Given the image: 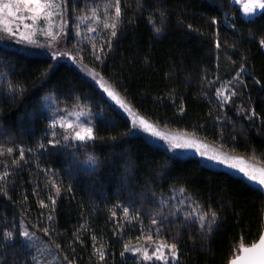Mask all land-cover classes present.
<instances>
[{
	"label": "trees",
	"instance_id": "trees-1",
	"mask_svg": "<svg viewBox=\"0 0 264 264\" xmlns=\"http://www.w3.org/2000/svg\"><path fill=\"white\" fill-rule=\"evenodd\" d=\"M115 2L65 0L70 21L97 13L91 38L72 52L146 119L264 165V10L244 18L232 0H120L112 37L103 23ZM224 82L231 92L221 104L216 92ZM43 95L94 111L96 139L64 141L50 127ZM0 149V176L7 172L0 264H34L22 225L62 264H162L123 257L125 244L141 239L174 244L178 259L168 264H229L241 237L251 241L264 229V191L132 135L127 119L68 61L1 43ZM212 212L209 232L199 217Z\"/></svg>",
	"mask_w": 264,
	"mask_h": 264
},
{
	"label": "rangeland",
	"instance_id": "rangeland-1",
	"mask_svg": "<svg viewBox=\"0 0 264 264\" xmlns=\"http://www.w3.org/2000/svg\"><path fill=\"white\" fill-rule=\"evenodd\" d=\"M7 2V0H0V4ZM233 3H235L240 10V14L244 18L248 17H253L260 13L262 9H256L252 13H246L244 5L246 3H249L250 0H232ZM57 12H62L63 13V21L60 19L59 15H54L51 19V28L52 31L55 33L59 30V26L66 22V28L65 32L60 33V38L59 41L55 43L54 47H48V39L42 35L38 29L42 28L45 31L48 30L49 28V22L45 21L43 19V16H41L39 19H37L35 22L30 19L29 17L32 15V13H27V12H19L16 13L15 16H8L6 13H0V43L5 46L17 48L29 53H36V54H44L48 56H52L53 51H57L58 53H62L57 59H63L68 61L73 65V67L81 74L82 77H84L86 80L91 82L102 94V96L113 106L115 107L129 122L130 124V118L127 116L126 113L123 112L122 109L119 108L118 105L115 104L114 101H112L106 93L103 92L102 89L99 88V86L96 84V82L92 79V77L89 75L90 72H95L98 73L96 70L88 66L80 57H77V55L72 52L71 48L75 51L76 50V42H85L91 38L93 32H89V28H93L94 21L91 18L92 16H83L80 15L76 18L73 16V20L70 21V18L67 15V9L65 5V0H63V6L62 9L56 10ZM20 17H23V19H20ZM25 25H28L29 27H25ZM5 27H10L13 29L14 32H16L15 36H10L7 32L4 31ZM33 32H35V36H33V39H36L39 43L38 44H29L26 41L20 40V34L23 33L25 35H30ZM69 34L73 36V40H70ZM74 43V44H73ZM70 44V45H68ZM100 77H102L99 74ZM103 78V77H102ZM104 79V78H103ZM104 81L109 84L105 79ZM111 85V84H109ZM219 90L223 91V96L219 97L217 96L216 92V98L217 100L221 103L224 104L226 101L224 100V97H229L231 89L229 87V83L224 82L221 84L219 87ZM122 97V96H121ZM123 98V97H122ZM126 101V100H125ZM127 102V101H126ZM128 103V102H127ZM129 104V103H128ZM130 105V104H129ZM131 106V105H130ZM41 107L47 112L48 119L50 122V125L52 124L53 121L58 122L57 127L60 129L63 133L65 134V130L59 127L60 122H67V121H72L73 123H76V114L77 113H83L79 117V122L81 123H90L91 126L94 127V111H92L89 108H84L80 106H72V107H65V106H58L56 105L55 101L52 99L50 95H43L41 96ZM132 107V106H131ZM133 108V107H132ZM133 110L140 116L134 108ZM143 117V116H142ZM145 118V117H143ZM146 119V118H145ZM148 120V119H147ZM150 123H153L155 127L158 128L161 132L165 133L166 135L169 136H184L187 139L194 140L198 144L201 145H206L209 154H212V152H217L222 155H228L232 157H236L238 159H242L245 161L246 164L249 165H254L257 167H264V165L258 164L255 162L252 158H247L241 155H236L232 154L228 151H226L223 148H220L219 146L212 145L208 142H205L195 135H192L190 133L182 132V131H177V130H171L167 129L165 127H162L150 120H148ZM68 132H71V130H68ZM132 135H139L142 136L144 139H146L148 142L159 146L166 152H168L172 156L176 157H195L197 158L203 165L213 168V169H218V170H223L226 171L234 176H237L241 179H243L245 182L248 184L259 188L257 185L254 183L249 182L246 178L242 176V174H238L235 170L229 169L225 167L224 165L217 164L214 161L207 160L204 157H201L197 152L195 148H178V149H171L170 150V145L165 143L163 140H159L158 138L150 137L148 134L145 133H136ZM66 141V140H64ZM70 142H77L73 141L71 139L67 140ZM203 150V149H202ZM260 189V188H259ZM27 230L23 225L21 227V237L23 239V242L25 243L26 247L30 250L34 264H62L60 257L56 253L55 249L46 243L43 239L35 235L34 233L28 231L31 235V238H26L22 235V233ZM160 245H165L161 249L162 253L168 260V263H173L176 260H172L169 252V246L168 244H165L163 242H158L154 240H137V241H131L125 244L124 249H123V257L126 259H133L136 261H139L140 263H162L164 264V261L161 260H156L155 258L151 260H146L143 257V253L147 251L149 256H152V254L155 252V249L160 246ZM128 247V250L125 251V247ZM176 256L177 251H176Z\"/></svg>",
	"mask_w": 264,
	"mask_h": 264
},
{
	"label": "snow or ice",
	"instance_id": "snow-or-ice-1",
	"mask_svg": "<svg viewBox=\"0 0 264 264\" xmlns=\"http://www.w3.org/2000/svg\"><path fill=\"white\" fill-rule=\"evenodd\" d=\"M63 0H7L0 4V13H6L8 16H15L16 13L19 12H27L32 13L29 17L34 22L43 16V19L49 22V28L47 31L40 28L38 29L39 32L44 35L48 39V47H54L55 43L59 41L60 33L65 32L66 22L62 23L59 26V30L57 32H53L51 28V19L54 15H59L60 19L63 21V13L57 12L56 10L62 9ZM246 13H252L256 9L264 10V0H250L249 3L244 5ZM122 16V11L120 7V0H116L114 5V16L111 18L110 22H104L103 27L105 29H110V35L115 37L117 35L116 28ZM93 20L97 19V13L93 12L92 17ZM23 19V17H20ZM215 22V21H214ZM25 27H29L25 25ZM4 31L7 32L10 36H15L16 32L13 31L10 27H5ZM89 32L95 31L94 28H89ZM155 31L159 32L160 29L157 28ZM35 32L30 35H25L23 33L20 34V40L26 41L29 44H38L39 42L32 37L35 36ZM66 34V32H65ZM110 43V41H109ZM261 47H264V39L260 41ZM219 43L217 47H219ZM95 47V46H94ZM104 51L103 48L97 50V54L95 55V59L99 60L101 58L100 53ZM62 53H58L57 51L52 52V59H57ZM89 75L92 79L96 82L100 89L103 90L107 96L115 102L116 105L119 106L120 109L123 110L124 113L130 118V133H145L148 134L150 137L158 138L159 140L165 141V143L170 145L171 149H178V148H195L196 152L201 156L206 158L207 160L214 161L217 164L224 165L225 167L235 170L238 174H242L244 178H246L249 182L254 183L257 185L260 190L264 191V167H257L254 165L246 164L244 160L238 159L236 157L222 155L217 152H212L209 154V150L206 145L198 144L194 140L187 139L184 136L176 137V136H169L165 133L158 130L157 127L154 126L153 123H150L147 119L143 118L142 116L138 115L133 108L125 101L124 98L115 90L112 85L107 84L102 77L99 76L98 73L90 72ZM217 96L222 97L223 91L217 90ZM228 97H224L226 101ZM183 112V108L180 109ZM83 115V113L76 114V123L72 121L67 122H60L59 127L65 130V134L63 136L64 140H73L79 142L81 145H86L88 142H91L96 139L94 127L91 126L90 123H81L79 122V117ZM56 121H53L50 125L51 128L55 129L57 127ZM71 130V132H68ZM56 133L53 132V136ZM49 143H53L49 141ZM55 143H59V141H55ZM73 145H69L71 147ZM43 148V145H40ZM203 149V150H202ZM13 152L12 148L7 149V153L11 154ZM3 154V150L0 149V155ZM24 156L23 150L20 151V158L22 159ZM88 161L91 165H95V159L93 156H88ZM15 162V161H14ZM7 177V172L4 173L3 176H0V180H4ZM60 189L57 188L56 194L59 195ZM51 202L55 205L56 200L55 198H51ZM43 207H47L41 202ZM128 209H124V216L128 217ZM115 215V213H113ZM210 215V219H207ZM52 217L49 216L48 219L50 220ZM201 228H205V224L207 227V231L212 230V225L216 221V214L212 213H203L199 217ZM157 221L153 220V224H156ZM45 234H47L48 230L44 229ZM6 239H11L13 234L11 232H7L3 234ZM22 235L26 238H31V235L27 230H25ZM95 240V237H93ZM151 239V237H149ZM165 247V245H160L155 249V252L152 256H149L147 251L143 253V257L146 260H151L155 258L156 260L164 261V264H168V260L162 253L161 249ZM95 248V245H94ZM235 250L232 254V258L229 261V264H264V229L258 231L257 236L255 239L251 241H246L245 238L241 237L239 243L234 246ZM128 250V247H125V251ZM169 252L172 260L178 259L176 256V249L175 245L169 246ZM95 254L98 255L99 260L103 261L105 258L104 251L102 248H95ZM71 264V262H69Z\"/></svg>",
	"mask_w": 264,
	"mask_h": 264
}]
</instances>
